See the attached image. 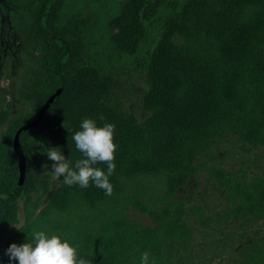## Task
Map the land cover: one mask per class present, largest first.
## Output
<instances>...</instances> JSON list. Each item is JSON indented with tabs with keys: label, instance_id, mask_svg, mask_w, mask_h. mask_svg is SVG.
Returning <instances> with one entry per match:
<instances>
[{
	"label": "trees",
	"instance_id": "16d2710c",
	"mask_svg": "<svg viewBox=\"0 0 264 264\" xmlns=\"http://www.w3.org/2000/svg\"><path fill=\"white\" fill-rule=\"evenodd\" d=\"M10 1L26 29L38 39L42 62L25 71L28 86L19 98L32 110L18 111L10 120L0 151V264H18L1 252V247L10 243L7 238L20 223L19 200L23 201L30 222L42 202L39 167L31 163L39 139L54 129L60 130V136L66 134V156L74 166L84 158L72 138L81 130L83 119H93L103 126L116 117L104 99L118 85L122 71L155 76L168 51L177 68L185 73L182 82L189 86L191 94L181 98L183 106L175 108L166 120L158 119L160 134L153 137L149 146V139L137 131L122 134L130 145L129 152L120 145L115 154L116 169L109 177L114 189L111 196L93 184L88 188L67 186L69 192L61 190L55 194L46 213L54 220L50 221L53 233H65L58 217L69 213L78 220L80 228L95 235V240L78 250L91 264H140L145 251L155 258L156 264H179L174 258L178 252L175 240L164 238L161 230L164 226L168 231L182 229L187 237L193 233L186 227L184 218L190 212L179 192L203 169L226 190L227 199L244 195V209L254 215V222L264 221L263 179L250 184L235 172L208 168L200 161L214 142L227 137L253 148L264 147V0H153L147 17L137 12L135 18H126L122 23L120 16L138 0ZM1 15L0 9V24ZM191 37L216 39L211 50H217V58L210 65L208 62L199 66L203 68L200 73L192 71L196 67H191V62L178 61L195 58L191 50H169L170 40ZM67 46L69 54L62 62L64 91L52 102L39 126L22 132L26 181L20 192L10 196L20 179L15 135L21 126L38 116L59 88L56 63ZM100 115L105 120L101 121ZM39 164L44 168V162L39 160ZM96 167L107 171L105 164ZM51 183V179L42 180L46 194L51 192ZM130 209L148 215L152 223L132 219ZM262 244L264 237L241 248L233 264H251L248 261L256 258L263 264ZM244 253L247 262L242 259ZM176 258L184 263V258Z\"/></svg>",
	"mask_w": 264,
	"mask_h": 264
},
{
	"label": "rangeland",
	"instance_id": "374dc122",
	"mask_svg": "<svg viewBox=\"0 0 264 264\" xmlns=\"http://www.w3.org/2000/svg\"><path fill=\"white\" fill-rule=\"evenodd\" d=\"M153 0H138L122 13L119 22L126 18L133 19L136 13L141 16H148L152 9ZM152 6V7H151ZM1 29H0V151L7 139L10 120L21 110H32L19 98L20 93L28 86L25 79V71L28 68H37L42 62V53L38 39L30 33L23 20L18 16L17 8L10 0H0ZM115 31H117L115 29ZM216 39L202 40L198 37L175 38L169 42V50L172 53L191 50L194 57L183 58V64L188 61L190 66H195L192 71L201 72L209 62L217 58V50H211ZM168 51L159 65V74H145L133 70H123L118 78V85L111 94L104 99L106 106L116 113L111 123L115 125L114 142L117 144V152L120 145L129 152V143L122 136L127 132L137 131L144 138L149 139V146L153 137L160 132L157 130L158 119L166 120L173 110L183 106L181 98L191 94L188 85L182 82L181 72L177 68L175 59ZM221 64V63H220ZM224 64V61H223ZM221 68H223L221 64ZM226 68V67H225ZM194 78V76H192ZM60 130H51L43 134L31 163L39 167V195L42 198L40 208L33 222L26 218L24 203L19 200L20 212L19 225L15 226L7 241L1 247V252H6L12 243L19 241V245L32 243V233L45 231L49 236L59 235L61 239H67L73 246H81L95 240V235L90 230L78 226V220L73 214H65L58 217L65 229L64 234L53 233L54 223L51 217L46 216L48 208L54 203V196L61 190L64 192L69 187L63 183V177L54 181L51 173V164L44 153L45 148L57 147L65 155L66 147L64 142L66 134H58ZM135 142L133 141V144ZM152 153L151 149H147ZM39 160L47 167L40 166ZM68 160V159H67ZM69 161V160H68ZM201 163L205 162L208 168L222 167L235 172L239 179L253 184L257 179L264 180V147L253 148L239 141L234 137H227L214 142L207 156L200 158ZM70 162V161H69ZM72 165V162H71ZM73 166V165H72ZM74 167V166H73ZM206 168V169H208ZM51 179V192L46 194L42 180ZM225 189L220 188L217 180L207 170H200L191 178L187 187L179 192V197L187 201V209L190 212L186 219V227L193 232L187 237L182 229H170L162 227L164 238L171 240L172 237L177 245L178 252L174 254L177 263L181 264L176 256L183 259V264H233L234 259L239 257L241 248H248L254 241L264 237V221L254 222L253 214L244 209L246 202L244 195L226 197ZM129 215L132 219L145 224H151L150 217L140 211L130 209ZM61 228V227H60ZM62 229V228H61ZM263 245V244H262ZM264 246V245H263ZM248 261L246 253L241 254ZM264 264V257L261 256ZM251 264H260V259L249 260Z\"/></svg>",
	"mask_w": 264,
	"mask_h": 264
},
{
	"label": "clouds",
	"instance_id": "9594fccd",
	"mask_svg": "<svg viewBox=\"0 0 264 264\" xmlns=\"http://www.w3.org/2000/svg\"><path fill=\"white\" fill-rule=\"evenodd\" d=\"M99 119L103 121L105 117L100 115ZM114 136V124L104 123L103 126H98L93 119H83L81 130L72 138L76 149L84 158L78 159L74 167L59 148H45L44 153L53 162L51 178L57 181L63 177V183L69 187L78 185L80 188H88L93 184L104 190L105 195L111 196L114 189L109 177L116 169L115 154L118 148ZM98 164H105L107 171L96 167ZM32 240V243L20 245L12 243L6 251L10 260L18 261V264H91L79 254V245L73 246L59 235L49 236L45 231H35L32 233ZM140 264H156V260L145 251L141 255Z\"/></svg>",
	"mask_w": 264,
	"mask_h": 264
},
{
	"label": "water",
	"instance_id": "95a60500",
	"mask_svg": "<svg viewBox=\"0 0 264 264\" xmlns=\"http://www.w3.org/2000/svg\"><path fill=\"white\" fill-rule=\"evenodd\" d=\"M69 54V46L66 47L65 51L63 52V54L59 57V59L57 60V63H56V73L57 75L60 77V86L59 88L56 90V92H54L50 98L46 101V103L43 105V107L41 108V110L39 111V114L38 116L27 122L26 124H24L23 126H21L16 135H15V138H14V149L15 151L17 152V154L19 155V164H20V179H19V182L16 186V188L9 193L10 196H14L16 195L18 192L21 191V189L23 188V185L26 181V174H27V158H26V155H25V152L22 148V143H21V134L23 131H28L34 127H37L39 126L47 111L49 110L52 102L58 97L60 96L63 91H64V88H65V78H64V74H63V71H62V62H63V59Z\"/></svg>",
	"mask_w": 264,
	"mask_h": 264
}]
</instances>
